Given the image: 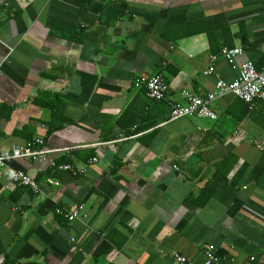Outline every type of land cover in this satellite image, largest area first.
<instances>
[{"label":"crops","instance_id":"1","mask_svg":"<svg viewBox=\"0 0 264 264\" xmlns=\"http://www.w3.org/2000/svg\"><path fill=\"white\" fill-rule=\"evenodd\" d=\"M7 2L0 152L39 137L55 152L0 166V264H179L205 243L220 264H264V100L229 94L210 103L217 119H171L185 93L208 95L247 60L262 69L264 0ZM154 74L164 99L142 82Z\"/></svg>","mask_w":264,"mask_h":264},{"label":"built area","instance_id":"2","mask_svg":"<svg viewBox=\"0 0 264 264\" xmlns=\"http://www.w3.org/2000/svg\"><path fill=\"white\" fill-rule=\"evenodd\" d=\"M8 5L7 0H0V4ZM244 53L242 48H224L222 50L223 56L231 63L237 56H241ZM215 56L212 57L214 61ZM215 70L214 64L205 72V74H211ZM142 82L148 89L149 96L158 100L164 99L168 92V85L165 82L161 74H154L151 76L142 77ZM234 95L239 97L243 101L249 104L251 109L254 108L257 100H264V63L262 69L259 70L251 60L243 62L239 68L237 77L231 81L226 82L219 80L216 88L206 96H196L191 93H185L187 99L186 104H173L171 110V119H178L186 116H198L201 118L217 119V114L210 108V103L219 97L225 95ZM44 140L36 138L34 141L25 146L14 147L8 151L0 152V166H4L8 161L12 159L27 158L37 159L42 156H46L55 152L53 149L40 147L43 145ZM97 157L90 160V163L96 162ZM55 164V162H53ZM65 169L74 170L70 165H65ZM86 167H83L80 171L86 172ZM75 173V170H74ZM12 179L25 185L35 192L39 191V183L36 179L23 171H14ZM51 184H59L58 182L49 180ZM82 208V207H80ZM79 209L69 212L66 217L69 220H73L78 214ZM204 259L202 261H193L186 256L176 253L175 259L179 264H220V256L217 253L216 246L212 243L203 244ZM227 264H235L234 260H230Z\"/></svg>","mask_w":264,"mask_h":264}]
</instances>
